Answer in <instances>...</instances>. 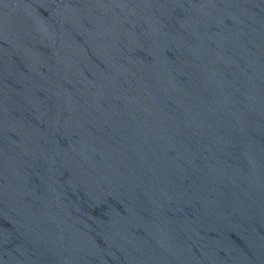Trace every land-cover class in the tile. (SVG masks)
Here are the masks:
<instances>
[{
    "label": "water",
    "instance_id": "water-1",
    "mask_svg": "<svg viewBox=\"0 0 264 264\" xmlns=\"http://www.w3.org/2000/svg\"><path fill=\"white\" fill-rule=\"evenodd\" d=\"M0 264H264V0H0Z\"/></svg>",
    "mask_w": 264,
    "mask_h": 264
}]
</instances>
